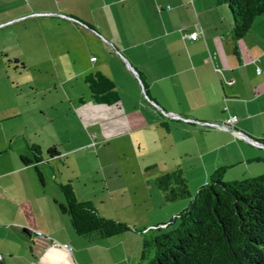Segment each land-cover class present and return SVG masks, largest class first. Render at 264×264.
<instances>
[{
  "label": "crops",
  "instance_id": "1",
  "mask_svg": "<svg viewBox=\"0 0 264 264\" xmlns=\"http://www.w3.org/2000/svg\"><path fill=\"white\" fill-rule=\"evenodd\" d=\"M95 75L111 92L91 93ZM231 115L263 146L195 123ZM219 167L227 182L264 173V11L236 37L216 0H0L6 264H143V242L187 205L167 202L154 179L179 169L193 196ZM65 184L133 230L79 238L57 208Z\"/></svg>",
  "mask_w": 264,
  "mask_h": 264
},
{
  "label": "trees",
  "instance_id": "2",
  "mask_svg": "<svg viewBox=\"0 0 264 264\" xmlns=\"http://www.w3.org/2000/svg\"><path fill=\"white\" fill-rule=\"evenodd\" d=\"M216 1L226 5L236 37L264 11V0ZM88 83L93 95L111 92L113 88L112 82L102 75H95ZM29 150L35 161L40 159L37 145H30ZM47 153L52 156L57 150L51 147ZM21 160L30 161L26 156H21ZM35 170L42 182L41 172ZM221 171V167L213 170L193 196L179 169L154 179L167 202L185 199L187 205L164 228H156L152 239L154 253L147 264H264V173L222 183ZM59 189L64 201L57 203V208L69 218L75 235L102 240L133 230L125 223L100 216L88 202L79 201L69 185H59ZM147 245L144 241L143 256Z\"/></svg>",
  "mask_w": 264,
  "mask_h": 264
},
{
  "label": "built area",
  "instance_id": "3",
  "mask_svg": "<svg viewBox=\"0 0 264 264\" xmlns=\"http://www.w3.org/2000/svg\"><path fill=\"white\" fill-rule=\"evenodd\" d=\"M197 33H198V31L196 29H193L191 31H181V36L189 38V39H195L196 36H197ZM258 71L259 70L256 69V72H258ZM235 120H236V117L234 115H231L222 123H215V122H210V121H195V123H197V124H199L200 126H203V127H214V128L222 129V130H230L233 135L238 136V137H242V138L248 140L253 145L263 146L262 144H260V143H258L256 141H253L251 139L245 138L240 132L234 130L231 127V125H232V123ZM64 247L65 248H69V246H67V245H64Z\"/></svg>",
  "mask_w": 264,
  "mask_h": 264
},
{
  "label": "rangeland",
  "instance_id": "4",
  "mask_svg": "<svg viewBox=\"0 0 264 264\" xmlns=\"http://www.w3.org/2000/svg\"><path fill=\"white\" fill-rule=\"evenodd\" d=\"M35 175H36V172H35ZM36 177H37V175H36ZM222 183H226L227 181H228V178H226V176L224 175H221L220 176V179H219ZM195 192H196V190H195ZM194 192V193H195ZM190 196H192V195H190ZM79 238H81L82 240H90V238H88V237H79ZM91 240H96V239H91ZM90 240V241H91ZM103 240V239H102ZM97 250H98V248H96L95 250H94V252H95V254L97 253ZM153 253H154V248H153V246H152V243H151V246L150 247H147V246H145V256H144V260H143V264H147V262L151 259V257L153 256ZM90 259V256H88V260ZM88 260H86V263H87V261ZM1 261L3 262V264H6V261H5V259H1Z\"/></svg>",
  "mask_w": 264,
  "mask_h": 264
},
{
  "label": "water",
  "instance_id": "5",
  "mask_svg": "<svg viewBox=\"0 0 264 264\" xmlns=\"http://www.w3.org/2000/svg\"><path fill=\"white\" fill-rule=\"evenodd\" d=\"M136 74V73H135ZM137 75V74H136ZM159 108H160V106H159ZM243 136L245 137V138H247V139H250V137H248L247 135H245V134H243Z\"/></svg>",
  "mask_w": 264,
  "mask_h": 264
}]
</instances>
